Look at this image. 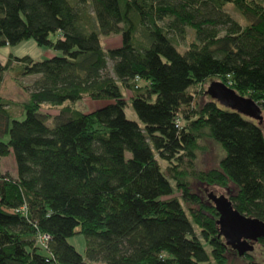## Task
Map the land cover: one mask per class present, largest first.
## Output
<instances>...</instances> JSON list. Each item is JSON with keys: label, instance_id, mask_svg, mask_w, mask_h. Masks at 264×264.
<instances>
[{"label": "trees", "instance_id": "1", "mask_svg": "<svg viewBox=\"0 0 264 264\" xmlns=\"http://www.w3.org/2000/svg\"><path fill=\"white\" fill-rule=\"evenodd\" d=\"M81 1L92 17L70 0H0V47L34 39L58 52L0 62V90L11 69L38 75L23 119L0 94V161L13 152L16 162V174L0 171V264H228L238 253L189 177L236 184L234 207L264 221V132L214 100L193 105L189 88L216 77L264 111V0ZM187 27L195 39L183 51ZM113 34L122 44L105 47ZM85 97L110 101L84 112ZM205 135L225 156L203 171ZM76 234L85 254L68 240Z\"/></svg>", "mask_w": 264, "mask_h": 264}, {"label": "rangeland", "instance_id": "2", "mask_svg": "<svg viewBox=\"0 0 264 264\" xmlns=\"http://www.w3.org/2000/svg\"><path fill=\"white\" fill-rule=\"evenodd\" d=\"M74 5L80 7L82 10L88 12L90 17L93 16V11L90 6V3L82 2L81 0H70ZM226 10L230 13L234 19H236L242 25L246 24V20L244 17L238 12L232 5H227ZM195 33L194 30L190 27H187L186 37H180L177 35L176 44L180 50H185L188 44L194 40ZM101 41L105 47L119 46L122 44V36L121 34H113L110 36H101ZM54 54H58V52L46 47L40 46L36 43L34 39L23 40L16 45H4L0 47V62L5 63L10 55L22 57L24 55H29L36 60H42L51 57ZM113 62L111 60L108 61V67L106 72L112 73ZM17 67V65L15 66ZM14 69L9 70L5 73L3 83L1 86L0 94L6 100H11L12 104L10 106L13 111V117L16 119H23L25 114L22 112L21 103L28 99L29 91L32 84L38 78V75H27L21 76L19 72ZM214 81H220L216 77L209 78L201 85H194L189 88V92L194 95L193 105L198 106V104H202L207 100H214L219 105H222L218 99H215L210 94H206L205 92L212 85ZM109 99H101V100H93L89 97H85L82 100L76 103V107L84 112L95 110L105 104H107ZM43 111L54 115L58 112L57 107H52L48 104L43 106ZM263 115V119L260 122V126L264 132V111H261ZM127 116L133 120H138L136 113L129 106L127 108ZM257 123L259 122L257 119H253ZM52 124V122H50ZM208 132V129H205ZM7 136L4 138L7 140ZM201 148H199L196 152V168L197 170H209L211 168L216 167L220 160L225 156V150L222 146L215 141L212 137L205 135L199 141ZM0 171L9 172L10 174H16V162L13 152L9 155L3 157L0 161ZM189 181L191 184V189L193 192L199 194L203 198H208L209 193L213 191L216 194H224L229 197L231 194H235L238 191V186L234 183H231L228 187H222L219 185H210L206 182L199 180L194 176L189 177ZM171 183L174 184V181L171 180ZM175 195L181 199L180 192H176ZM183 206L187 209L188 204L185 203L184 200L181 199ZM69 242L76 247V249L85 254L86 241L82 234H76L71 236ZM254 250L251 252L252 259L256 262H260L264 264V245L259 242H253ZM228 256V264H248L250 258H245L239 254L234 253L233 250H230L227 253Z\"/></svg>", "mask_w": 264, "mask_h": 264}, {"label": "water", "instance_id": "3", "mask_svg": "<svg viewBox=\"0 0 264 264\" xmlns=\"http://www.w3.org/2000/svg\"><path fill=\"white\" fill-rule=\"evenodd\" d=\"M206 93L218 99L222 105L230 107L244 115L263 119L261 107L253 100L237 94L233 89L220 81H214ZM208 198L214 203L219 213L220 235L239 255L254 250L253 242L264 238V221L257 217L240 213L233 202L224 194L209 193Z\"/></svg>", "mask_w": 264, "mask_h": 264}, {"label": "built area", "instance_id": "4", "mask_svg": "<svg viewBox=\"0 0 264 264\" xmlns=\"http://www.w3.org/2000/svg\"><path fill=\"white\" fill-rule=\"evenodd\" d=\"M49 240V236L47 234L39 236V242L42 246L46 247V243Z\"/></svg>", "mask_w": 264, "mask_h": 264}]
</instances>
